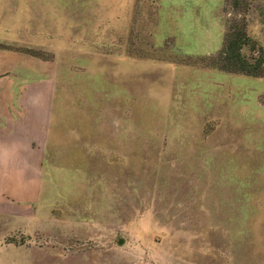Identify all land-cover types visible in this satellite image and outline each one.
Listing matches in <instances>:
<instances>
[{
  "label": "rangeland",
  "instance_id": "374dc122",
  "mask_svg": "<svg viewBox=\"0 0 264 264\" xmlns=\"http://www.w3.org/2000/svg\"><path fill=\"white\" fill-rule=\"evenodd\" d=\"M245 1L0 0V49L55 56L54 120L82 134L0 213V264H264V78L201 64L236 18L264 66Z\"/></svg>",
  "mask_w": 264,
  "mask_h": 264
},
{
  "label": "crops",
  "instance_id": "0c3cea01",
  "mask_svg": "<svg viewBox=\"0 0 264 264\" xmlns=\"http://www.w3.org/2000/svg\"><path fill=\"white\" fill-rule=\"evenodd\" d=\"M129 58L131 61L133 57ZM55 61L54 55L42 59L23 51L0 49L1 214L22 215L26 205H21L36 196L52 134L58 140L82 136L79 128L73 132L61 129L64 114L71 111L68 108H60V116L54 120L59 103V66ZM63 91L65 95L67 89Z\"/></svg>",
  "mask_w": 264,
  "mask_h": 264
},
{
  "label": "trees",
  "instance_id": "16d2710c",
  "mask_svg": "<svg viewBox=\"0 0 264 264\" xmlns=\"http://www.w3.org/2000/svg\"><path fill=\"white\" fill-rule=\"evenodd\" d=\"M231 8H238L245 0H227ZM235 10V9H234ZM238 11V10H236ZM235 16L238 13H234ZM227 19L221 48L215 55L202 58L203 68L217 69L227 73L241 74L251 77L264 78V66L258 59L248 58L244 52V45L248 42L245 23L240 20ZM25 53L38 56L36 51L26 49Z\"/></svg>",
  "mask_w": 264,
  "mask_h": 264
},
{
  "label": "water",
  "instance_id": "95a60500",
  "mask_svg": "<svg viewBox=\"0 0 264 264\" xmlns=\"http://www.w3.org/2000/svg\"><path fill=\"white\" fill-rule=\"evenodd\" d=\"M122 241H123L122 238H120L119 241H118V243H122Z\"/></svg>",
  "mask_w": 264,
  "mask_h": 264
}]
</instances>
